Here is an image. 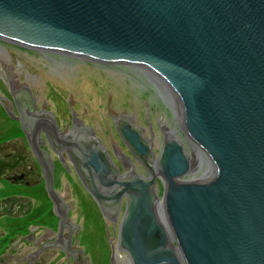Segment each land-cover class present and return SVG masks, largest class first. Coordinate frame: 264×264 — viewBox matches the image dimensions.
<instances>
[{"label": "water", "instance_id": "obj_1", "mask_svg": "<svg viewBox=\"0 0 264 264\" xmlns=\"http://www.w3.org/2000/svg\"><path fill=\"white\" fill-rule=\"evenodd\" d=\"M0 41L137 68L139 86L167 122L156 158L130 119L114 121L136 161L116 152L120 174L93 132L63 134L48 112H32L40 122L23 132L61 232L28 256L67 247L75 257L63 253L67 264H83L82 251L68 246L70 230H78L67 221L68 205L56 211L51 161L39 148L43 130L112 222V236L124 202L123 264H264V0H0ZM4 74L13 100L33 108L29 90L13 87L12 65Z\"/></svg>", "mask_w": 264, "mask_h": 264}, {"label": "rangeland", "instance_id": "obj_2", "mask_svg": "<svg viewBox=\"0 0 264 264\" xmlns=\"http://www.w3.org/2000/svg\"><path fill=\"white\" fill-rule=\"evenodd\" d=\"M0 62L4 71L12 65L13 87L24 85L29 90L35 113L48 112L63 134L70 132L72 127L76 131L83 129L93 132L120 174L126 170L116 152L128 151L115 129L114 121L121 115L130 119L142 132L145 139L150 142L154 156L158 158L163 141L161 129L167 126L165 111L139 86L137 68L100 64L52 52L33 51L2 41ZM4 71L0 65V96L10 101L12 95ZM4 111L0 105L2 136L12 134L18 137L16 142L22 158L29 157V145L23 140L25 137L21 127V131L16 132L17 124L12 122L11 118L8 119ZM7 148L5 146L4 151L8 152ZM48 152L51 164L52 162L56 164L54 189L58 196L63 198V204L68 205L67 221L78 226V230L71 229L69 233L72 239L77 237L78 240L70 242L69 239L68 246L77 247L82 251L83 264H123L117 247V233L124 202L112 236V222L104 218L90 195L81 186L66 157V152L60 151L62 154L60 156L68 166L67 173L64 167L62 169L57 163L60 161L58 156H54L52 151ZM127 159L136 162L129 151ZM27 164L24 166L26 171ZM33 169L35 174L28 177L29 182L38 174L37 167ZM155 185L163 189L159 179ZM20 189L21 187H18L16 192L26 199L27 195ZM10 191L12 188L4 181H0V199L8 196ZM28 197L27 203L30 207H35L34 200ZM39 206L45 215L48 206L41 197ZM44 217L48 218L47 215ZM17 226L12 225L5 215H0V235L14 233L12 229ZM57 236L55 231L31 227L30 234L24 238L26 241L20 237L10 241L11 246L7 252L0 255V264H67L66 256L55 248H44L35 260L33 254L28 256L42 246L55 244Z\"/></svg>", "mask_w": 264, "mask_h": 264}, {"label": "flooded vegetation", "instance_id": "obj_3", "mask_svg": "<svg viewBox=\"0 0 264 264\" xmlns=\"http://www.w3.org/2000/svg\"><path fill=\"white\" fill-rule=\"evenodd\" d=\"M1 103L3 106H5L6 113L4 111V114H6L7 118L10 119L12 122H15L18 126L19 131H23V127L25 126L26 132L29 131L28 125L34 122L39 123L40 120L36 116L33 115L32 112H34V107L31 108L28 106L26 101H23L20 105L13 100L12 96L10 98L9 102L3 101L1 98ZM21 108V109H20ZM33 109V110H32ZM21 110V111H20ZM23 114V116H22ZM21 127V130H20ZM24 133V132H23ZM24 135V141L27 142L26 136ZM39 138L41 139V143L39 142V148L47 157H49L50 153L48 151H52L50 148V145L45 137V134L43 133V130L39 131ZM18 140V137L7 134L5 136H2L1 129H0V181H4L8 186L12 188V191L6 196L5 198L0 199V207H1V213L0 215H5L7 218L10 219V223H18L19 225L14 228L16 230L15 233H11L10 235L4 234L0 235V255L2 253H6L8 248L11 246V242L14 238L20 237L21 240L26 238L30 234V228H46L48 230H51L52 232L55 231V233L60 234L61 231H59V218L56 215V212L54 210V204L52 200L49 198L46 188H45V178L43 175V171L40 167L39 162L36 160L34 154L32 153L30 147H29V157L22 158V154L20 153V148L18 146V143L16 142ZM28 144V143H27ZM10 145V147L8 146ZM8 147V152L4 151V148ZM6 152V153H5ZM53 152V151H52ZM54 156L56 154L55 152ZM66 154V153H65ZM62 156V154H60ZM66 157L68 158L67 154ZM112 160V158L110 157ZM69 160V158H68ZM64 159L62 158V164ZM65 162V161H64ZM70 162V160H69ZM120 162V161H119ZM27 164V171L24 170V166ZM58 164H60L61 168L63 169V165L60 161H57ZM66 163V162H65ZM71 165V163H70ZM37 167L38 174L36 175L35 179L32 180V182L28 181L29 176H33L35 174V171L33 168ZM52 175H53V189L55 186V170H56V164L55 162H52ZM72 167V165H71ZM73 168V167H72ZM74 170V169H73ZM76 174V173H75ZM77 176V175H76ZM37 178V179H36ZM80 182V181H79ZM81 184V182H80ZM82 186V184H81ZM18 187H21L22 193H24L26 196V199H24V196L22 194H19L17 190ZM40 188L45 192V198L40 195V192L38 191ZM55 191V189H54ZM56 192V191H55ZM30 196L36 206L30 207V205L27 203ZM42 198L47 203V206L50 204V210L54 217L57 219L55 227L51 228L47 225H50L48 222V218L44 220V222L47 224H35L34 220H28L25 221L27 218H31L34 214L33 211L35 208L38 207L39 212H42V208L39 206V198ZM60 205H58V208L56 211L58 213H61L63 209L62 204V198H60ZM96 205V203H95ZM97 206V205H96ZM98 208V207H96ZM48 210V207H47ZM17 213V214H16ZM16 214V215H14ZM47 215V214H45ZM43 215V216H45ZM26 216V217H25ZM39 216H41L39 214ZM25 222V223H24ZM33 235V234H31ZM6 236H8V239L5 240ZM1 238H4V240H1ZM70 242H76L78 239L77 237H74L73 239L69 236ZM26 241V239H24ZM5 242V243H4ZM5 246V247H3ZM65 253L67 252L70 256L69 261H75V257L72 255V251L66 247ZM64 253V252H63ZM64 253V254H65ZM3 255V254H2ZM1 255V256H2ZM66 255V254H65ZM83 257H80L82 259ZM19 263L20 260H17Z\"/></svg>", "mask_w": 264, "mask_h": 264}, {"label": "trees", "instance_id": "obj_4", "mask_svg": "<svg viewBox=\"0 0 264 264\" xmlns=\"http://www.w3.org/2000/svg\"><path fill=\"white\" fill-rule=\"evenodd\" d=\"M55 172H56V170H55ZM39 192H40V195H42L44 198H45V192L42 190V188H40L39 190H38ZM46 199V198H45ZM39 211H41V210H39L38 209V207L37 208H35L34 209V211H33V215H32V217L31 218H27V219H25V221H28V220H34V223L35 224H46L45 222H44V220H45V217L43 216V213L42 212H39ZM39 214L41 215V216H39ZM47 216H48V220H49V226L51 227V228H53V227H55V225H56V221H57V219L54 217V215L52 214V212H51V210H50V204L48 205V210H47ZM26 217V216H25ZM25 223V222H24ZM19 225L18 223H12V225ZM47 225V224H46ZM12 231H14V233L16 232V230L13 228L12 229ZM13 233V232H12ZM8 239V236H6V238H5V240H7ZM3 247H5V246H3Z\"/></svg>", "mask_w": 264, "mask_h": 264}, {"label": "bare ground", "instance_id": "obj_5", "mask_svg": "<svg viewBox=\"0 0 264 264\" xmlns=\"http://www.w3.org/2000/svg\"><path fill=\"white\" fill-rule=\"evenodd\" d=\"M166 130H167V129L165 128V132H166Z\"/></svg>", "mask_w": 264, "mask_h": 264}]
</instances>
